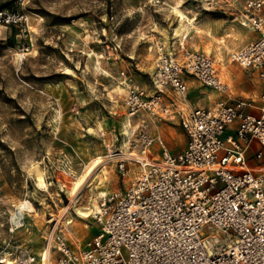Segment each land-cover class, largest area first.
I'll return each instance as SVG.
<instances>
[{
	"label": "rangeland",
	"instance_id": "374dc122",
	"mask_svg": "<svg viewBox=\"0 0 264 264\" xmlns=\"http://www.w3.org/2000/svg\"><path fill=\"white\" fill-rule=\"evenodd\" d=\"M211 1L0 0V14L23 17L10 24L0 16V264H20L28 256L41 264V249L56 224L76 248L95 235L93 215L77 214L66 182L101 157V178L108 181L94 183L95 204L102 192L124 187L116 160L109 158L111 146L127 151L133 132L119 75L125 71L152 93L157 41L208 54L219 74V64L234 70L235 92L261 93L260 71L248 79L231 61L234 51L258 36L239 22L245 0ZM189 84L192 101L218 97L195 78ZM131 118L133 126L142 119L150 123L152 134L162 130L172 152L186 146L177 118L153 124L147 115ZM36 168L47 188L38 186ZM90 194L86 188L80 200Z\"/></svg>",
	"mask_w": 264,
	"mask_h": 264
},
{
	"label": "built area",
	"instance_id": "2783aa9c",
	"mask_svg": "<svg viewBox=\"0 0 264 264\" xmlns=\"http://www.w3.org/2000/svg\"><path fill=\"white\" fill-rule=\"evenodd\" d=\"M223 1L239 0L210 3ZM242 8L240 24L258 36L234 51L231 61L260 71L259 98L234 96L210 55L157 41L155 90L140 87L125 71L119 83L130 117L147 115L152 124L177 118L186 146L172 152L142 119L128 152L109 147L124 187L99 198L93 214L98 231L84 247L74 249L66 230L53 226L46 245L57 254L55 264H264V0H245ZM0 16L10 24L23 18ZM187 77L221 98L186 110ZM35 260L28 256L21 263Z\"/></svg>",
	"mask_w": 264,
	"mask_h": 264
},
{
	"label": "bare ground",
	"instance_id": "6f19581e",
	"mask_svg": "<svg viewBox=\"0 0 264 264\" xmlns=\"http://www.w3.org/2000/svg\"><path fill=\"white\" fill-rule=\"evenodd\" d=\"M119 90L121 92L124 91V89L122 88H120ZM179 103H182V101ZM127 116L128 118L132 119L129 115ZM133 130L135 129L130 128V131H133ZM102 164H103V160L101 157L95 158L90 162L89 165H87L85 171L79 177H76L73 179L71 178L69 179V181L65 178L67 180L66 183L69 185L68 192H69L70 198L72 202L75 203L77 214L82 218H89L90 216H92L94 214L95 208L97 207V205L95 204V198H93L94 195H92L93 193L92 189L94 188L93 186L94 183L98 180L99 184L101 186H104V183L108 181L107 178H101L102 173L103 172L106 173L104 171V167L102 166ZM35 170H36V181H37L38 186L47 188L46 181L44 179L43 174L37 168ZM89 187L91 188V194L88 197V200H86V202L84 203L83 201L80 200L81 194L83 193L84 190H86V188H89ZM101 195H104V192H102ZM70 222L71 221H69L68 223ZM45 249H46V252L50 253L49 246L48 247L45 246ZM41 256H43V259H41V264H51L50 260H48L47 253L42 252ZM20 264H25V263H20Z\"/></svg>",
	"mask_w": 264,
	"mask_h": 264
},
{
	"label": "crops",
	"instance_id": "0c3cea01",
	"mask_svg": "<svg viewBox=\"0 0 264 264\" xmlns=\"http://www.w3.org/2000/svg\"><path fill=\"white\" fill-rule=\"evenodd\" d=\"M256 37H254V39H255ZM235 64V63H234ZM220 65V67H219V70H220V74H219V76H220V78H221V80L222 81H224V82H226L227 84H228V86L230 87V90H231V92H232V94L234 95V96H239V97H249V98H254V99H256V98H259V96L261 95V93H262V90H261V93L259 94V95H253V96H245V95H243V94H240L239 92H235L234 90H233V87L231 86V84L232 85H234V79H235V73H234V70L233 69H230V70H225V67H223L221 64H219ZM237 67L241 70V71H243L244 72V76L246 77V78H248V79H251L252 78V76H253V74L255 73V71H250V72H247V71H245V70H243L242 68H240L238 65H237ZM187 79V83H188V86H189V100L187 101V103H185V104H182V107H184L186 110H190V109H193V108H195V107H211L212 105H214V103L217 101V100H219L220 98H221V94L220 93H218V92H216V93H218V97L215 99V101L213 102V103H210V101H200V102H198V101H192V99L193 98H191L190 97V95H191V93H192V91H191V89H190V84H189V79L190 78H186ZM261 84H262V82H261ZM215 91V90H214ZM127 119V121H126V123H128L129 124V128L128 129H130V128H135V127H137V126H139V124L138 125H136V126H133L132 125V119H130V118H126ZM141 122H142V120H141ZM179 122V121H178ZM159 129V128H158ZM158 131H162V130H158ZM127 132H130L129 130L127 131ZM251 162H256L254 159H252L251 160ZM104 194H106V193H104ZM69 222V221H68ZM67 222V223H68ZM72 222V221H71ZM70 222V223H71ZM66 223V224H67ZM70 223H68V224H70ZM67 224V225H68ZM97 231H98V229H97ZM96 234V233H95ZM66 235H67V232H66ZM67 238L69 239V236L67 235ZM69 242H70V244H71V246L73 247V245H72V243H71V241H70V239H69ZM86 245V244H85ZM84 245V246H85ZM83 246V247H84ZM74 249H76V247H73ZM80 248V247H79ZM50 250V249H49ZM42 252H44V253H47L48 254V260H52V264H55V260H56V256H57V254L54 252V251H52V250H50V253L49 252H46V249H45V246L44 247H42V249H41V252L40 253H42ZM41 259H43V256L41 257Z\"/></svg>",
	"mask_w": 264,
	"mask_h": 264
}]
</instances>
